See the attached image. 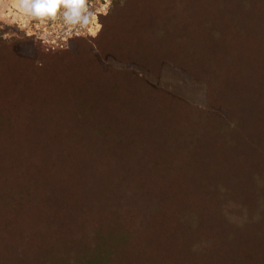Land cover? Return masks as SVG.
<instances>
[{
    "label": "trees",
    "instance_id": "obj_1",
    "mask_svg": "<svg viewBox=\"0 0 264 264\" xmlns=\"http://www.w3.org/2000/svg\"><path fill=\"white\" fill-rule=\"evenodd\" d=\"M102 25L53 78L0 31V264H264V0H114ZM162 66L205 107L140 105L134 68Z\"/></svg>",
    "mask_w": 264,
    "mask_h": 264
},
{
    "label": "rangeland",
    "instance_id": "obj_2",
    "mask_svg": "<svg viewBox=\"0 0 264 264\" xmlns=\"http://www.w3.org/2000/svg\"><path fill=\"white\" fill-rule=\"evenodd\" d=\"M113 4L114 0H0V31L7 40L30 37L31 41L26 40L28 44L19 45V52L24 57H33L36 51L38 54L47 52L46 60L50 65H56L54 71L48 67L53 78L60 75L58 73H64L65 66L77 65L84 56L99 57L97 50L89 52L88 42L100 35L103 16L108 15ZM165 51L171 53L167 49ZM77 55H81L80 58ZM152 69V73H148L141 68H134L137 77H130L136 79L133 81L138 95L136 98L145 108L153 110V104L149 101L152 89L172 93L183 107H205L206 97L211 98L200 93L198 86L186 85L180 77L171 75L167 67ZM47 81L45 78L42 85L47 84ZM138 92L143 96L139 97ZM8 104L2 106L5 109L3 111L8 109ZM215 105V102L209 105L212 113L225 114L221 109H216ZM9 112L17 113L20 109L14 108Z\"/></svg>",
    "mask_w": 264,
    "mask_h": 264
}]
</instances>
